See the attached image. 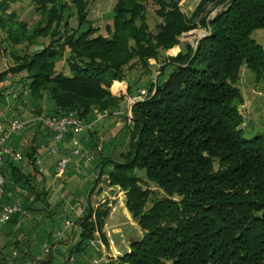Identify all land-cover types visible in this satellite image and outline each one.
Listing matches in <instances>:
<instances>
[{"label": "trees", "instance_id": "1", "mask_svg": "<svg viewBox=\"0 0 264 264\" xmlns=\"http://www.w3.org/2000/svg\"><path fill=\"white\" fill-rule=\"evenodd\" d=\"M14 1L0 0L4 38L12 44L26 41L28 47L49 37L40 48L11 51L15 63L0 71V81L8 73L25 72L19 81L36 102L34 113L44 112V99L50 102L45 114L75 111L86 122L100 112L116 113L124 95L111 92L112 81L126 79L128 94L136 95L129 70L140 64L146 73L149 58L161 61L156 81L145 84L147 94L131 105L126 148L118 156L101 155L93 162L95 177L86 181L88 198L107 171V183L124 189L126 207L143 231L117 259L122 264H264V135L243 133L238 107L243 97L235 84L243 64L256 78L264 73V47L251 35L264 28V0H222L213 14L221 0L210 10L204 7L212 0H198L190 14L180 0H116L105 34L95 33L87 0H28L38 13L29 26L10 9ZM148 1L160 18L154 29ZM199 25L208 31L195 45L183 41L175 55L166 54L184 31ZM60 57L64 68L56 67ZM13 94L0 89V108ZM22 94L18 90L15 97ZM95 130L91 126L78 135L81 151L75 157L98 148L85 140L88 135L98 141ZM35 132L26 145L12 142L20 157H6L3 170L11 192L7 199L25 201L32 195L28 208L40 223H28L17 213L0 224V264H54L51 250L41 261L29 255L31 245L42 250L38 237L41 243L52 241L65 220L64 199H50L47 173L36 161L40 139ZM78 206V213L68 217L78 226L70 253L89 247L96 231L107 241L103 225L110 205ZM43 211L44 221L38 217ZM49 221L53 224L47 226Z\"/></svg>", "mask_w": 264, "mask_h": 264}, {"label": "rangeland", "instance_id": "2", "mask_svg": "<svg viewBox=\"0 0 264 264\" xmlns=\"http://www.w3.org/2000/svg\"><path fill=\"white\" fill-rule=\"evenodd\" d=\"M116 0H87V10H88V18L90 19V23L96 27V32H100L105 34L106 23H110L112 21L113 16V5ZM217 0L209 1L204 9L210 10L213 6V4ZM149 2V1H148ZM198 0H180V5L183 11H185L187 14H190L192 10H194V7L196 6ZM222 0L217 3V5L212 8L209 14L215 13V11L222 5ZM154 5L150 2L147 3V17L149 21V25L151 29H154L155 24L157 21L160 20V18L155 14ZM10 9H14L17 13V18L24 20L27 22V25L29 26L34 20L38 18V13L34 11L32 5L29 3L28 0H16L11 3ZM9 9V10H10ZM202 10L200 14L203 12ZM70 22L72 25L76 24V18L74 15L70 17ZM208 29L206 26H196L195 28H192L190 30L184 31L180 35L181 42L178 43L182 47L183 41H189L192 45H195L198 38H200V35L205 32L207 33ZM200 33V34H199ZM4 30L2 29V26L0 24V71L3 69H6L10 65H13L15 63V60L11 56V51H17L22 53L27 48H40L42 45L46 44L49 41L48 36H41L37 39L35 43L28 46L24 42H17L15 44H12L9 39L4 38ZM251 35L262 44L264 47V28H255L251 32ZM177 45V44H175ZM174 46V45H173ZM171 48V47H170ZM27 49V50H28ZM67 48L64 52V55L67 54ZM171 51V50H169ZM178 52V51H177ZM176 52V53H177ZM175 53V54H176ZM168 54V53H166ZM175 54H168V55H175ZM149 62L151 63V71L146 72L144 71V68L137 64L135 67H133L128 72V78L134 81L133 83V93H138L136 95L128 94L127 92V85L128 82L126 79L114 81L117 79H114L111 83L110 90L113 94L124 95V100L121 102V107L116 110V113H112L110 115L105 113L104 116H102L100 119H98L95 122L96 127L94 131V136L96 135L98 137V141L91 136L92 143L97 142L96 145L100 149L94 150L93 146H91L89 150L90 159L88 161V164L94 165L93 162L99 159V157L107 152L111 156H118V153L121 149L126 148L127 145V138L129 136L127 129L130 127L129 125L132 123L131 120V105L135 100L142 99L143 94L147 92V87L145 84H147L150 81L155 82L157 75L160 73L159 66L161 65L160 59L156 58H149ZM65 61L64 57L57 58L56 60V67L57 68H64ZM69 71V70H68ZM67 71V72H68ZM69 73V72H68ZM25 72H19V73H8L4 80L0 81V89L7 88L8 90L14 92L13 96L8 97L7 103L4 107L0 108V118H6L12 115H20L25 118H30L36 115H46L45 112H48L45 110V108L49 105V101L44 99L42 101V108L43 113L38 114L34 113V105L36 104L35 100H31L30 96L25 92V90H28V87L22 85L20 80L21 75H24ZM255 72L250 69L248 66L243 64L239 71V76L235 82V84L239 87L243 100L242 103L238 105L239 110L241 111L243 115L244 122L242 124L243 127V133L247 136H251L257 132H260L264 135V73L259 76V78L255 77ZM115 82L117 84H115ZM155 85H153L154 89ZM145 88V89H144ZM18 90H22L23 94L19 97H15L18 93ZM123 90V91H121ZM143 90V92H141ZM147 94V93H146ZM126 96V97H125ZM126 114V120L127 123L125 125V117ZM44 128H42L40 125H38L37 122L30 121L25 128L21 130L20 133L15 134L11 139L10 143L16 142V140L20 139L21 145H26L28 142H30L32 138V134L35 131L44 132ZM15 137V138H14ZM21 137V138H20ZM86 138V137H85ZM90 138V137H89ZM17 143V142H16ZM91 145V144H90ZM19 148V147H18ZM86 152L83 153V157H85ZM59 153L53 152L50 155H46V148L44 146L39 147L38 149V166L41 168L42 165L45 162L48 161H55V159L58 157ZM57 160V159H56ZM87 164V165H88ZM45 173H47V179H46V185L49 186L50 193L49 197L52 199L54 196H56V192H58V195L60 197H63L64 204H62L63 207H65V213L62 215L64 216L63 219L68 218L69 216H74L75 213H78L75 211V207H77L81 202L87 201V198L85 197V193L88 187V183L86 186H83V190L81 189H74L72 193H67L66 190L69 191L71 188L70 186H66V183L63 182L61 179L64 177L63 174H65L66 170L60 174L59 176H55V172L52 166L51 171H48L47 167L45 166ZM97 170V166L95 167ZM41 170H43L41 168ZM54 172V174H53ZM53 176V177H52ZM107 171L103 174L102 178L99 181V188H97V185L94 187L90 194V202L91 205L97 206L100 203H107L110 205L111 209L108 213V215L105 218L106 225L104 233L109 234L108 237L112 239L111 244L114 245L115 248L118 249L119 252L114 251L113 246L110 248L108 245L106 250L110 252L111 254H108L107 251L104 250V254L99 262V264H122L118 259V255L123 253L125 250H127V246L129 247V242L133 238L139 237L142 234V229L138 225L137 221H135L136 224H132L131 220V214L128 211L129 214H125L124 212V202H125V196L118 197L117 192L119 190H122L125 194L124 189H121L119 185H109L106 181ZM91 180L95 177V174H92ZM68 188V189H67ZM116 195L115 197H113ZM78 201V202H76ZM110 202V203H109ZM67 211V212H66ZM69 211V212H68ZM72 212V215H71ZM40 219L42 221L47 220L48 217L45 215V212L43 211L41 214H39ZM27 218V217H26ZM73 219V218H72ZM28 223H36L37 220L34 218L33 214L31 213L30 217L27 218ZM40 222H37V225ZM53 224L52 221H49L47 223V226ZM103 225V227H104ZM58 227V226H57ZM36 232V231H35ZM31 234H34L33 232ZM95 238H101L99 233H96ZM102 239V238H101ZM37 242L41 245L40 237H38ZM95 245L100 244L99 241H95ZM102 242L105 246V241L102 239ZM39 245H33L34 248H37ZM100 247V246H99ZM46 256V254H45ZM75 256H78L76 253ZM96 257H99L100 255H95ZM92 255L89 256L88 259L83 264H86L90 262V258ZM61 261V260H60ZM168 264V262H167Z\"/></svg>", "mask_w": 264, "mask_h": 264}, {"label": "built area", "instance_id": "3", "mask_svg": "<svg viewBox=\"0 0 264 264\" xmlns=\"http://www.w3.org/2000/svg\"><path fill=\"white\" fill-rule=\"evenodd\" d=\"M26 92V90H25ZM107 111L97 113L96 119L86 122L84 118L80 117L75 111H69L68 113L61 115H36L33 117L25 118L20 115H12L6 118H0V224L8 221L14 214H21L23 217L29 218L31 212L28 208V204L33 199L32 195H28L25 201H22L18 196L12 198V200L7 199L8 196H11V192L7 191V178L3 170L5 158L18 159L20 157V152L18 148L10 143V139L17 133H20L23 128L30 121L39 122L41 127H44L46 131H49L52 134V139L49 144L40 141L38 146H44L46 148V155H50L53 152H57L60 146V143L67 139L71 143L68 151L60 155L56 160V172L62 174L68 166L69 160L80 153L81 151V141L79 136L87 128L95 126V122L105 115ZM38 123V124H39ZM67 135H69L67 137ZM90 159L89 153L85 154V157L82 159L84 165L88 164ZM38 151L37 159L38 162ZM22 190L26 195L27 192L20 187H17V191ZM75 226V223L71 219H65L62 223V227L56 228L53 241H43L42 243V254H47L53 245V242L59 239L62 233L68 228ZM94 240L99 241L97 238H92L90 240L91 245H95ZM100 242V241H99ZM39 259V257H38ZM37 259V260H38ZM74 257L69 255L64 259V264H79L74 262ZM90 262L86 264H99L101 258L92 256ZM23 264H39L35 261L25 262Z\"/></svg>", "mask_w": 264, "mask_h": 264}, {"label": "crops", "instance_id": "4", "mask_svg": "<svg viewBox=\"0 0 264 264\" xmlns=\"http://www.w3.org/2000/svg\"><path fill=\"white\" fill-rule=\"evenodd\" d=\"M180 48H181V45H179V44L174 45L171 48H169L168 50H166V53L175 54L177 51L180 50ZM169 50H171V51H169ZM114 81H118V80H114ZM121 91H123V90H121ZM36 134H38L37 136L40 139V141H43L46 144H49L51 139H52V134L49 131H46V130H44L43 133L38 131V133H36ZM84 134H85V132L82 133V135H84ZM85 136H86V138H85L86 142L88 144H91L92 143L91 142L92 141L91 137L88 136V135H85ZM11 144H13V143H11ZM70 145H71V143L69 142V140H67V139L63 140L60 143V146H59V149H58V153H59L58 157L60 155L65 154L68 151ZM56 159H55V161L45 162L42 165V167H41L43 169V171H45V169H46L45 166L47 167V169H49L48 171H51L52 166H53L52 170H54V172H55ZM82 159L83 158H81L80 156H77V157L73 156L69 160V163H68V166H67V170H66L65 174H63L64 177H62V179H61L63 182L66 183V186H70L71 187L69 189V191H71V192H73L74 189L76 190L78 188L83 190L84 189L83 186H86V184H87L86 181L87 180H91L92 174H96L97 170L94 167V165L92 166V164H90V163L88 165H84L82 163ZM54 172H53V174H54ZM54 175L55 176H59V173L55 172ZM83 179H84L85 183H83L82 186H80V183L82 182ZM99 186L100 185L98 184L97 188H95V190H97L99 188ZM88 187H89V185H88ZM88 187H87V189H88ZM48 188H49V186H48ZM66 191H67V193L70 194V192L68 190H66ZM58 192L59 191L56 192V198H55L56 200H58L59 198H63V197H60L58 195ZM115 196L116 195H114L113 197H115ZM117 196L118 197H120V196L124 197L125 194H124V192L122 190H119V192H117ZM76 202H78V201H76ZM89 202H90V197L87 198V201H84V202L82 201L81 203L92 204V203H89ZM123 204H124V212H125V214H129L128 211H127L128 209L126 207L125 202ZM79 210H80L79 206L75 207V211L76 212H78ZM132 218L133 217L131 215L132 224H136L135 221H133ZM105 225H106V221H105ZM105 225L103 227V231L105 230ZM96 233H98V232L96 231ZM108 236H109V234L106 233V240H107V241H105V246L106 247H104V243L102 242V239L98 238V240L100 241V244H98L97 246H93L90 243L91 247L90 246L87 247L85 250L80 251V253H78V252H71L70 253L69 252L70 247L72 246V244L78 238V226L77 225L72 226V227L68 228L66 231H64L62 236L59 239H57L56 241L53 242V245H52V248H51V251H50V258L52 259V262H54V264H57L58 262H60V260L62 261L63 259H66L69 255H72L74 257V259H75L74 260L75 263L81 262L83 264L86 261V259L89 258L90 255L95 256L97 254V255H100L99 256L100 258L104 257L103 256L104 250L107 251L106 248H107L108 245L110 246V248L113 246L114 251L119 252L118 249L115 248L114 245L111 244L112 239L110 237H108ZM52 241H53V239H52ZM31 248H33V249H31V251L29 252V255L30 254L32 255V253H33L35 259H38V257H39L38 260L41 261L42 259H46L47 258V254H46V256H45V254H42V250H41L40 246H38L37 248H34L31 245ZM128 249H129V247L127 246V250ZM13 252H16V251H13ZM76 253L78 254V256H75ZM107 253L111 254L108 251H107ZM77 261H79V262H77Z\"/></svg>", "mask_w": 264, "mask_h": 264}, {"label": "water", "instance_id": "5", "mask_svg": "<svg viewBox=\"0 0 264 264\" xmlns=\"http://www.w3.org/2000/svg\"><path fill=\"white\" fill-rule=\"evenodd\" d=\"M205 35V32L204 33H202L201 35H200V37H202V36H204Z\"/></svg>", "mask_w": 264, "mask_h": 264}, {"label": "bare ground", "instance_id": "6", "mask_svg": "<svg viewBox=\"0 0 264 264\" xmlns=\"http://www.w3.org/2000/svg\"><path fill=\"white\" fill-rule=\"evenodd\" d=\"M200 34V33H199Z\"/></svg>", "mask_w": 264, "mask_h": 264}]
</instances>
